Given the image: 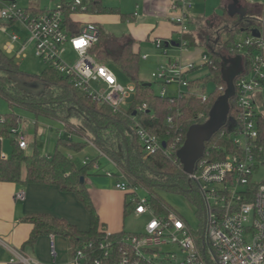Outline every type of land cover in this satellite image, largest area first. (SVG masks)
I'll use <instances>...</instances> for the list:
<instances>
[{
  "label": "trees",
  "instance_id": "obj_1",
  "mask_svg": "<svg viewBox=\"0 0 264 264\" xmlns=\"http://www.w3.org/2000/svg\"><path fill=\"white\" fill-rule=\"evenodd\" d=\"M61 1L64 5L65 22L71 29L78 30L85 23H94L98 26L100 38L91 52L99 61L112 68H119L136 82L135 101L129 109H125L124 106L120 112L115 113L109 105L98 102L80 90L68 76L61 74L50 65H47L48 68L39 75L23 72L15 57L9 56L1 48L0 96L11 105H20L38 116L61 120L68 132L74 124L73 120H80L81 127L88 130L89 136L85 135L79 127L82 134L118 164L120 170L126 174L132 189L139 186L148 189L147 196L157 213H169L174 210L158 193V190L184 194L189 201L195 202L199 206L200 213H203L202 200L196 185L184 171V166L176 153L184 144L189 128L205 123L210 118L215 103L225 93L227 81L222 71L224 58L242 56L243 72L235 78V84L249 71L251 57L256 50L253 48L240 53L236 48L237 43L241 41L239 33L244 32L249 35L252 29H258L264 37V17L249 14L242 16L240 13L232 15L229 10L225 9L220 17L221 24L225 23L224 26H226L227 23H233L234 27L241 30H236V28H231V31L225 30L228 31L227 37H219V39H216L217 35L214 37V34L208 32L211 30L210 19L191 17L190 22L195 25L198 32L197 35L194 31H188L185 34L189 47L199 46L201 55L210 51L212 56H209L210 62L204 65L208 70L206 74L190 81V90L187 95L170 102L168 97L157 95L152 90V85L140 79L142 53L134 49L136 39L132 35L116 36L108 32L104 25L77 19L79 15L84 14H117L120 15L122 21H132L136 16L135 13H124L119 7L107 5L105 0H79V3L77 0ZM27 8L37 12L45 10L36 6ZM16 79L39 82L44 85V88L32 94L20 89ZM208 82H213L215 88L207 94L206 100L195 90H191L193 86L199 87ZM143 103H147L150 110L135 114L136 106ZM230 104L227 121L205 142V154L202 157L204 159H224L227 154L233 153L236 149L233 143L235 130H232L231 126L242 112L237 103V93L230 99ZM170 116L173 122L168 120ZM20 120V116L13 111L0 114V137L9 138L13 145L10 157H0V181L56 184L62 190L75 192L91 216V228L86 232L80 231L66 219L50 214L27 216L25 220L32 224L28 242L33 244L42 234L62 235L68 239L75 252L85 243L92 241L99 242L108 239L114 243H120L123 235L132 233L124 230L111 234V236L106 234V228L100 222L88 186L85 181L81 182L82 177L86 180L89 173L93 171L96 159H92L83 166H78L65 152V150L82 151L89 144L88 141L83 139L76 141L72 137L59 138L53 153L43 155L35 151L30 154L19 146L18 135L12 133V129L19 125ZM258 122L260 136L257 144L261 150L258 149L257 155L262 164L264 163V114H259ZM137 123H140L150 133L159 136L166 143V146H163L171 148L170 151L166 153L167 149L162 148L155 154H147L137 134ZM121 132L126 135L127 147ZM134 209L132 203H126L127 216L131 212L134 213ZM119 253L115 252L113 257L104 264H117Z\"/></svg>",
  "mask_w": 264,
  "mask_h": 264
},
{
  "label": "built area",
  "instance_id": "obj_2",
  "mask_svg": "<svg viewBox=\"0 0 264 264\" xmlns=\"http://www.w3.org/2000/svg\"><path fill=\"white\" fill-rule=\"evenodd\" d=\"M193 3L194 0H172L171 21L177 26L176 42L182 52L190 49L185 34L190 31L189 12ZM63 6L60 0L54 7L37 12L19 6L17 0H0V19L12 24L21 22L30 32L29 39L17 49L16 56L24 55L28 43H32L37 57L47 65L68 76L76 87L98 102L109 105L115 113L120 112L128 99L136 94V85L123 86L114 69L92 54L100 38L98 26L85 23L78 30L71 29L65 22ZM7 29V24L1 25L2 31ZM19 40L20 36L13 34L7 49L14 51ZM154 43L161 53L167 52L164 39L156 38ZM67 46L78 56L75 63L64 59ZM236 48L243 53L253 48L256 50L251 57L249 71L235 84L237 103L242 110L233 135L236 149L224 159L201 158L194 173L189 175L202 200L199 228L194 229L174 210L157 213L148 196H140L138 187L132 189L124 172L120 170L117 175L107 170L106 176L117 177L118 189L132 193L130 203L135 207L134 214H149L150 220L144 232L126 233L120 238V243L108 239L85 243L75 251L74 264H104L115 252H120L117 264H264V181L254 180L261 164L257 155L258 149L261 150L257 144L260 136L259 112L254 94L264 89V37L257 38L251 33L237 43ZM148 57V54L143 55L144 59ZM209 62L207 53L196 60L169 57L166 64H159L152 72V77L161 85L159 95L168 97L170 102L184 97L190 90L192 71ZM171 85H175L172 93L169 90ZM201 96L206 100L207 94ZM147 110H150L147 103L138 104L135 113ZM168 120L173 122L171 116ZM32 124L36 125L37 121H32ZM136 129L147 154H155L162 148L167 149L166 153L170 151L171 148L163 146L159 136L150 133L140 123L136 124ZM12 133L18 135L19 146L26 150L30 145L28 137L16 128L12 129ZM99 154L118 167L100 149ZM88 162L89 158H86L84 164ZM95 167L101 169L98 161ZM16 199H26L25 190L18 191ZM106 234L111 236V233ZM170 244H176L181 254L163 249L164 245ZM53 254H56L55 248ZM12 261L23 264L36 262L18 252L17 258Z\"/></svg>",
  "mask_w": 264,
  "mask_h": 264
},
{
  "label": "rangeland",
  "instance_id": "obj_3",
  "mask_svg": "<svg viewBox=\"0 0 264 264\" xmlns=\"http://www.w3.org/2000/svg\"><path fill=\"white\" fill-rule=\"evenodd\" d=\"M60 0H17V3L19 6L22 7H41L42 9H47L54 7L57 2ZM261 2L264 3V0H261ZM105 3L107 5L113 6V7H119L122 12L124 13H130L133 12L136 9V4L139 3L141 6L140 9V16L137 18L136 30H132V26L128 21H122L119 19L116 15L113 16L111 19H108V22L104 24L105 29L108 32H111L115 34L116 36H129L131 34H135L136 37L142 34H148L150 36L149 40L144 41L141 43V53L144 55L145 53L149 54V58L144 59L141 57V63H140V79H142L145 83H150L152 86V90L159 95V91L161 90V85L158 81H156L152 77V72L155 71L159 64H166L169 60V57L172 59H178L181 55V48L179 46H173L170 45L167 48L166 53H161L155 46V43L152 42V39L158 35V30H155L152 32V29L154 26L163 21L165 19H162L161 17L157 16H148L143 17L145 15L142 0H105ZM222 0H194L193 7L191 8L189 14L193 17H203L206 19H210L211 30L208 32L211 34L217 35L216 39H219V37L226 38V34L231 28H236V30H241L238 27H234L233 23H227L226 26H224L225 23L221 24V16L223 14V8L221 7ZM216 16V17H214ZM262 16V15H261ZM2 22L8 23L9 21L1 20ZM134 23V22H133ZM221 24V25H220ZM166 24L161 25V27H164ZM166 27V26H165ZM234 30V29H233ZM190 31L197 35L196 27L191 22L190 24ZM135 32V33H134ZM235 33V30L234 32ZM13 34H17L20 36V40L18 43H15V50L12 52H9V56L12 55L15 57L16 62L19 64L20 69L30 75L35 74H42L48 67L47 64L41 60L39 57H37L35 53V48L32 43H28L27 50L24 53V55L17 57L16 51L17 49L29 39L30 32L26 28V26L21 22H16L15 24L8 25V30L6 33L1 30L0 26V48L6 49L5 46H7L11 41V36ZM247 36L246 33L241 32L239 33V39L243 41V39ZM171 40H178V35L174 34ZM166 42L167 40L164 39ZM224 45L222 46V48ZM199 46H193L191 47L188 52L195 53L200 52ZM220 48V46H219ZM225 51V55L227 56V52ZM223 51V52H224ZM245 51V48L243 49ZM209 56H212V53L210 51H207ZM243 53V52H240ZM77 54L71 49L70 46H67V52L64 54V59L67 62L75 63L77 61ZM116 75L119 78L120 83L128 87L129 85H136V82L131 80L123 71H121L117 67H113ZM206 66H201L198 69H196V75L202 76L206 74L207 72ZM175 85H171L169 87L170 92L172 93L174 91ZM193 90H195L199 95L203 94H210L211 91L214 90L215 84L213 82L203 83L199 87H192ZM135 95L134 94L130 99H128V103L125 106V109H129L133 102L135 101ZM254 98L257 102V110L259 114H264V89H261L254 94ZM9 111H14L18 116H20V122L19 125L16 127V129L19 132H23L25 136L29 137L31 143L29 145V151L34 152L37 151L43 155H46L47 153L54 152L57 147V141L59 138H69L72 137L74 140H87L89 144L82 150V151H73L74 159L73 161L78 166L84 165V160L86 156L88 155L89 161L94 159L95 153L90 152V140L85 136H89V132L84 127H81L82 122L78 119L73 120V125L70 128V132L66 130L63 126V122L59 119H53L48 118L44 116H38L28 109L21 107L20 105H11L5 98L0 97V114H4ZM36 120L38 122V126L32 125V121ZM79 127L82 129V132L85 134L83 135L82 132L79 130ZM43 137V138H42ZM12 143L9 140L5 147H2V151H10L9 153L12 154ZM1 151V147H0ZM1 151V152H2ZM28 151V152H29ZM102 161L101 163H104L106 160L103 156H100ZM109 170L113 173H118V169L115 165L111 164L106 169H104L101 173H99L102 176H106L105 172ZM107 177V176H106ZM114 181L112 184V189L117 190L120 192V189L117 188V180L113 179ZM254 180L256 182H263L264 181V163L260 164V167L258 168L256 174L254 175ZM111 182V183H112ZM137 192L140 196H147L149 194L148 189H146L143 186H139L137 188ZM124 193V192H123ZM158 193L162 195V197L167 201V203L176 210L186 221L194 228L198 229L200 226V211L199 206L195 202H191L188 200V198L181 193H175L172 191H162L158 190ZM125 194V193H124ZM94 204V201H93ZM96 211L100 216V210L96 207L94 204ZM150 220V215H142V216H136L133 212H131L128 217L126 218V224L125 228L128 232H136L141 233L145 231L146 223ZM101 221H104L101 219ZM106 222V221H104ZM107 233H119L122 232V230L119 231H113L110 228L106 229ZM163 249L169 250L170 252H175L176 254L180 255L181 251L179 247L176 244H170L163 247Z\"/></svg>",
  "mask_w": 264,
  "mask_h": 264
},
{
  "label": "crops",
  "instance_id": "obj_4",
  "mask_svg": "<svg viewBox=\"0 0 264 264\" xmlns=\"http://www.w3.org/2000/svg\"><path fill=\"white\" fill-rule=\"evenodd\" d=\"M142 4L145 13L143 17L157 16L165 19L161 25L166 24V27H161L159 23L153 27L152 32L158 30V35L152 39V42L154 43L156 38L166 39L167 41L171 40L173 35L177 34V26L171 21L173 11L172 0H142ZM233 4H237L238 7L247 8V14L251 16L262 15L264 17V3L261 0H222L221 7L223 11L225 9L229 10ZM140 9L141 6L137 3L136 9L130 12L136 14L134 20L128 21L134 31L137 28L135 23L140 16ZM111 15H116L121 19L120 15L117 14H84L79 15L77 19L104 25L108 22V19L113 17ZM3 24H7V28L10 25L1 21L0 26ZM131 35L136 39L134 45L136 51H141V43L150 38L148 34L146 36L142 34L138 37L135 34ZM5 47L4 51L9 55L8 46ZM200 55V52L181 51L179 58L196 60ZM195 71L190 75L192 79L200 77L196 75ZM37 124L34 126H38ZM9 140V138L0 137L1 151L2 147H5V144ZM29 142L31 143L30 139ZM1 151L0 157H3V155L7 157L11 156L10 151ZM26 151H29V147ZM89 151L95 153L93 157L101 165V169L97 170L95 161L93 171L84 180L88 186L92 201H94V204L100 210V222L104 224L106 229L126 231L125 224L128 217L125 213L126 203H130L132 193L130 191H123L124 194L123 192L113 190L112 181H114L113 179L117 180V177H106L99 174L113 163L109 162L105 156L103 157L106 161L101 163L102 159L99 156V148L95 145L91 144ZM34 152L29 151L28 153L33 154ZM65 152L68 157H70V154H73V151L65 150ZM86 158L90 157L87 155ZM117 169L119 173V166ZM20 190H25L26 199H16V193ZM38 214H50L58 218H64L83 232L89 231L91 228L90 213L75 192L62 190L58 185L50 183L0 181V264H23L12 261V259L17 258V252L32 257L36 261L35 264H74L73 257L75 252L65 236L42 234L33 244L28 242L32 232V224L27 222L25 218ZM101 219L106 222L101 221ZM53 246H55L56 254H53Z\"/></svg>",
  "mask_w": 264,
  "mask_h": 264
},
{
  "label": "water",
  "instance_id": "obj_5",
  "mask_svg": "<svg viewBox=\"0 0 264 264\" xmlns=\"http://www.w3.org/2000/svg\"><path fill=\"white\" fill-rule=\"evenodd\" d=\"M229 12L232 15L240 13L242 16H245L247 14V8L238 7L237 4H233L229 8ZM252 35L260 38L262 33L258 29H252ZM170 45L178 46L179 43L175 40L167 41L166 47H169ZM242 60L241 55L230 59L224 58L222 71L224 78L227 81V89L225 93L217 100L210 118L205 123L196 124L189 128L184 144L176 153L178 159H180L184 166V171L188 175H192L194 173L197 162L204 156L205 142L209 140L228 119V113L231 106L230 99L236 94L235 78L243 72ZM228 63H231V65H228ZM16 82L20 89L32 94H36L44 88V85L39 82H26L19 79H16ZM149 85L151 84L149 83ZM231 128L232 130L237 129L236 122L232 123ZM121 134L127 147L126 135L123 132H121ZM163 145L166 146V143L163 142ZM84 180L85 178L82 177L81 182L84 183Z\"/></svg>",
  "mask_w": 264,
  "mask_h": 264
}]
</instances>
